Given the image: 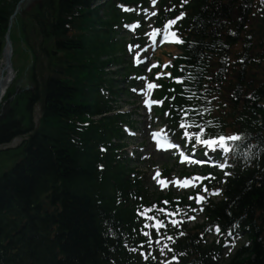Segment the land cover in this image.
I'll return each mask as SVG.
<instances>
[{"label":"trees","instance_id":"trees-1","mask_svg":"<svg viewBox=\"0 0 264 264\" xmlns=\"http://www.w3.org/2000/svg\"><path fill=\"white\" fill-rule=\"evenodd\" d=\"M18 1L0 0V56ZM93 1L42 0L30 15L29 29L47 58V64L38 60L35 68L42 65L39 75L46 74L41 79L32 75V89L21 90L0 116V145L26 137L17 147L0 150L7 157L0 161V264H137L122 246L124 235L131 233L133 210L117 204L114 193L115 186L129 188L130 182L123 180L120 166H112L111 154L104 158L101 177L96 167L97 142L114 131L115 118L94 125L90 116L108 109L96 96L95 83L111 62L101 57L112 59L114 47L106 44L103 29L95 28L104 21L97 8H90ZM191 8L186 24L194 42L191 51L199 70L206 72L211 53L226 55L237 42L248 11L242 0H196ZM18 21L14 30L23 23ZM231 21L240 29L233 35L227 31ZM245 41L250 46H242L241 61L230 65L232 79L224 80L219 71L220 85L209 93L225 94L247 145L249 138L254 141L244 148L253 160L228 179L224 196L206 207L203 224L177 242L182 257L175 264H222L210 250L219 247L204 244L199 235L205 225L227 228L235 222L249 244L225 264H264V55L261 44ZM86 81L93 86L85 89ZM37 104L41 116L36 125Z\"/></svg>","mask_w":264,"mask_h":264},{"label":"rangeland","instance_id":"rangeland-1","mask_svg":"<svg viewBox=\"0 0 264 264\" xmlns=\"http://www.w3.org/2000/svg\"><path fill=\"white\" fill-rule=\"evenodd\" d=\"M13 25H15V23ZM17 31H18V29H17ZM2 43L4 46V41ZM22 43L23 42H20V40H15V42H14V56H13V69L14 70H13V74H15V78L9 87L12 90H13L14 86H17L16 87L17 90L21 89L25 86H28V88L31 87V83L29 82V79H28V76H29L28 69H29V66L31 64V60L29 59L30 58L29 56L31 54L25 49V46ZM33 45H34V42H33ZM3 46H2V48H3ZM165 52H170L172 54L174 52V49L173 48H166ZM155 56L159 57V54L157 53ZM161 59H164V58H161ZM46 61H47V58H46L45 54H43L40 50V62H41V64H46ZM112 69H114V68H112ZM126 102H127V105H125ZM117 104H120L121 107L125 106L126 110H131L134 119H137L140 121L143 119V117L139 114L140 112H142V110L138 107L137 103L135 102L134 97L129 98L127 95H120L119 100L117 99ZM39 116H40V107L36 106V108L34 110L35 121L38 120ZM147 124H148V121H144L143 123H138L137 126H138V128H141L142 126L145 127ZM152 124L160 125V121L158 119H154V120H152ZM22 139H23V137H17L14 140H12L9 144L4 145V146H0V149L2 150L6 147L14 148L17 145H19V143L22 141ZM141 141H144V139L142 137L128 140L127 141V142H129L128 143V146H129L128 149L132 146H135V148H136V146H137L136 144H138V143L140 144ZM138 149H140V148H138ZM1 156H3V155H1ZM1 158H5V157H1ZM139 159L141 161L135 160L134 166H135L136 170L140 173V176H141V179L144 183V186L146 189H148L149 192H152L153 190L156 189V187L154 186L153 180L150 179V173H151L152 167H161V168H163L164 166H167L169 168L172 167L174 170L173 173H177L181 170V168H180L181 166L176 165L175 158L173 155H171V153L170 154L169 153L168 154L167 153H165V154H153L147 159H146V157H144V158L141 157V154H140ZM199 218H201V214H200ZM211 238H213V235L212 234L208 235V239L210 240ZM245 240L246 239L244 237L238 242L236 240V242H234L235 243L234 246L235 245L237 246L239 243L243 244L245 242ZM230 247H232V245ZM228 248H229L228 246L225 247L226 250ZM225 249H223V252H225ZM160 264H163L162 259L160 260ZM166 264H170V263H166Z\"/></svg>","mask_w":264,"mask_h":264},{"label":"snow or ice","instance_id":"snow-or-ice-1","mask_svg":"<svg viewBox=\"0 0 264 264\" xmlns=\"http://www.w3.org/2000/svg\"><path fill=\"white\" fill-rule=\"evenodd\" d=\"M171 23H173V21H169V24H171ZM172 37H173V39L171 40V41H169V42H179L178 40H175V34L173 33L172 34ZM148 87H153V85H151V84H149L148 85ZM147 103V102H146ZM183 127V126H182ZM240 137L239 136H237V135H230V136H224V135H219L218 136V138H216V139H204V140H200V138H199V136H197V140L200 142V143H202V144H204V145H207L209 148H212L213 147V145H215V144H217V143H219L221 146H223L224 145V141L227 139V140H238ZM225 151H226V149H225ZM221 168H223L224 167V165L223 164H221V165H219ZM205 191H207V189H205ZM214 194H218V190H217V192L216 193H214ZM198 199H202V197L201 198H198Z\"/></svg>","mask_w":264,"mask_h":264},{"label":"water","instance_id":"water-1","mask_svg":"<svg viewBox=\"0 0 264 264\" xmlns=\"http://www.w3.org/2000/svg\"><path fill=\"white\" fill-rule=\"evenodd\" d=\"M11 54H12V45H11V41L9 40V35L8 33L6 34V42H5V47L3 50V57L5 59V62H7V69L12 71V67H11ZM3 77L0 76V96L2 94L3 91V86L1 84V79Z\"/></svg>","mask_w":264,"mask_h":264},{"label":"bare ground","instance_id":"bare-ground-1","mask_svg":"<svg viewBox=\"0 0 264 264\" xmlns=\"http://www.w3.org/2000/svg\"><path fill=\"white\" fill-rule=\"evenodd\" d=\"M2 68H1V76L3 77L1 79V84L3 86L2 89H4L6 87L7 84H10L13 80V73L9 72V70L7 69V62H5V60L2 58ZM31 68H35V65ZM3 99V96H0V103Z\"/></svg>","mask_w":264,"mask_h":264}]
</instances>
